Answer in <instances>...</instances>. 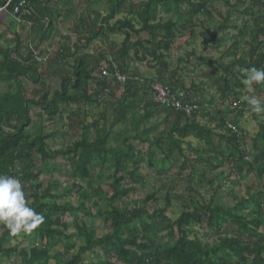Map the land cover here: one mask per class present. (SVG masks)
<instances>
[{
    "label": "trees",
    "instance_id": "1",
    "mask_svg": "<svg viewBox=\"0 0 264 264\" xmlns=\"http://www.w3.org/2000/svg\"><path fill=\"white\" fill-rule=\"evenodd\" d=\"M35 1L28 0L30 5ZM117 1L114 0V3L110 2L109 4V7H112L110 17L119 13L120 6ZM245 1H249L252 6L264 5V0H234V5L238 6ZM6 2L7 0H0V7ZM17 2L18 0H11L7 8L10 15ZM223 2L228 5L226 0H223ZM210 4L208 0H144L137 5H132L131 7L135 9L133 20L117 21L109 29L101 27L99 32L93 36L94 38L91 37L83 46L75 45L73 50L67 49L63 54L61 52L56 54L65 66L68 61L72 63L70 70L65 71V68H63L60 71L62 76L59 89L51 97L47 93L43 94L37 102L27 99L19 84V79L23 77L31 82H36L38 78L35 69L36 64L32 61V53L28 49L29 47L22 45L15 38V49L0 51L2 58L0 75L5 81L12 80L17 83L19 89L15 94L4 96L2 104L0 103V114L4 115L6 125H9L8 123L12 117L17 118L18 123L17 126H12V134L3 133L0 130V174L19 179L24 191H27L25 185L30 184L38 175L33 166V158L39 159L43 166L65 159L69 167L68 180L72 183L82 182L86 184L81 196L83 202H80L76 207L69 203L61 205L54 201L51 202L49 200L55 197L48 190L40 192L39 186L30 185L28 188L32 199L30 206L44 216L43 224L32 234L41 239L45 238L48 247L57 238L69 239L67 224L63 222V218L72 212H79L93 220L102 216L103 222L107 225L108 232L105 236L100 240H94V234L91 230L85 225L77 224L75 228L80 231L86 242L85 246L80 248L75 255L68 254V259L62 260L61 264H80V255L93 248L97 249V254L95 253L98 260L97 264H264V198L259 195L253 194L250 199L239 200L238 207L240 211L247 208L245 205L252 206L251 210L245 215L241 214L239 210L232 212L229 209L222 208L220 205L215 204L213 197H210L208 201H198L196 198L197 200L191 199L188 202L189 207H184L175 221H170L165 216L172 205L169 192L164 197V207L151 212L148 211L147 205L149 202H156L154 195L146 196L140 205L133 208L119 207L111 203L117 198L128 195L133 186L141 182L136 175V169L142 163V160L138 158L134 148L126 146V141L129 138L122 140V145H125V148L111 147L108 145L109 136L106 128L97 129V122L89 126L95 130L93 140H90L88 134H85L87 132L86 128L79 141L58 150H50L46 144L47 140L53 138V134L39 131L29 138L22 136L26 128L25 125L29 124L30 121L27 116L30 105L38 106L48 120H54L59 115L61 107L78 106L80 103H93L92 97L87 93L88 83L95 81L96 84L100 85V90L109 88L108 85L111 82L103 77L101 72L105 69L107 71L112 70L113 64L121 70L125 64V57L130 50L133 51L135 59L140 62L145 60L144 55L151 57L159 68H162V71L166 73L168 64L165 62V55L169 53V49L175 40L179 38L182 31L192 30L194 27L193 20L199 19L201 16L203 19L210 16L211 11H208L207 8ZM183 6H187L188 10H182L181 7ZM35 10L33 8L32 15L26 18V21L31 22L32 25L35 23V13H37ZM161 14L166 16L167 19L163 20ZM169 15H171L170 18H168ZM262 21L263 26L255 29L254 34L256 36L264 35V18ZM132 22L136 23V29ZM13 23L17 25L16 21ZM43 32L40 45L50 35L49 29ZM107 32L110 34L118 32L123 37L119 50L112 57L113 63L105 62L103 68L97 66L92 69L88 68L86 59L79 56V53L85 50L91 44L90 42L97 37H103ZM144 33L154 43L158 38H161L154 45V48L163 51V53L160 52L157 55L156 50L150 48L143 50L144 55L139 56L138 48H142V45L147 41L142 42V44L138 41L130 43V40L131 37L138 38ZM77 41L80 42V39ZM258 43H261V52L253 45L249 50L248 59H241L236 63L232 62V64L224 66L225 71L233 79L235 75L244 74L237 70V66L242 69L253 67L264 69V42L258 40ZM22 49H27V57L24 59L19 54ZM99 57L104 62V58ZM234 73L236 74L234 75ZM153 81L156 80H148V82ZM157 81L162 84L160 77ZM122 88L123 92L115 106V114H118L115 116L117 121L124 118L129 98L141 102L140 90L148 91L147 86L134 85L130 80ZM259 89H262V86H259ZM229 93L230 91L226 92V95ZM222 97H225L224 92H222ZM149 106L153 109L162 108L151 103H149ZM166 111L175 114L172 111ZM20 118H22V121ZM183 119L179 114L174 116L170 131L166 136V151H162V156H165V159L170 158L174 153H179L181 151L180 145L189 137L193 135L196 137L202 136L203 132L195 122L183 125ZM254 121L258 125V132L252 141V149L256 151L253 160L248 162L243 159L244 157L241 156L238 150L237 136L229 133L225 138L229 147V154L225 161L229 165L235 163L238 172L252 173L256 178L263 180L264 184V121L257 119L255 116ZM157 143L161 147V141L158 140ZM153 158L154 155L148 153L147 165L149 169L155 167ZM165 161L168 160H163V162ZM202 161L206 162V160ZM207 163L209 164L210 160H207ZM96 164L101 166L109 164L112 170L113 183L109 186L111 196L105 200L107 207L102 212L96 210V203H92L89 208L84 204H89L92 199L101 198L102 196L101 190L93 183V170ZM14 167H17V170H14ZM179 169L182 171L189 169L187 175L192 181V174L197 172L198 167L193 162H188V164L180 166ZM124 182H126L125 187L122 186ZM178 200L179 198H177ZM226 224L231 225L236 230L237 237H220L219 240L211 244L203 243L197 238H189L188 228L193 225H203L208 229L219 232L220 226ZM2 230L3 232L0 235V263L3 259H9L12 254L18 251L15 248L4 247L5 240L13 235L6 227H3ZM163 237H166L167 241L160 245ZM17 254L22 264L46 263L50 260L47 248L23 249L18 251Z\"/></svg>",
    "mask_w": 264,
    "mask_h": 264
},
{
    "label": "rangeland",
    "instance_id": "2",
    "mask_svg": "<svg viewBox=\"0 0 264 264\" xmlns=\"http://www.w3.org/2000/svg\"><path fill=\"white\" fill-rule=\"evenodd\" d=\"M226 1L228 5L224 4L223 0H208L211 3L207 7L208 11H211L210 16L204 17V19L201 16L199 19L193 20V28L197 29L196 31L200 34L199 41L202 43L201 47L195 48V51L197 54L200 52L202 56L208 55L207 59L202 57L201 64L196 62L198 69L201 67L207 76L214 73L217 76L221 74L220 78L225 86L221 85L219 91H214L211 94L207 93L208 96H215L211 99V105L216 111L205 113L209 108L202 106V112H199V114L191 118H184L182 116L184 118L183 125L195 122L203 133L201 137L193 135L183 141L180 145L181 151L179 153H174L167 159H165V156H162V151L167 146L166 136L170 131L175 114L167 113L162 108L153 109L150 107L149 92L140 90L139 96L141 95L142 101H133L129 98L124 118L117 121L115 116L118 114H115V106L123 92V88L109 83L110 95L108 99L104 103H98L96 97L101 87L99 88L100 85L96 84L95 81L88 83L87 90L88 95L92 97L93 103H80L78 106L61 107L59 115L54 120H48L38 106L30 105L27 110L30 125H25L26 128L22 136L29 138L39 131L54 134L52 139L46 141V144L48 149L58 150L79 141L80 136H82L83 132L85 133L86 128L87 132L85 134H88V138L93 140L95 130L89 126L97 122V129L106 128L109 136V146L114 148L131 146L134 148V152L137 153L138 158L142 160V163L136 169V175L140 178L141 182L133 186L132 191L128 195L110 202L115 206L133 208L140 205L146 196L154 195L156 202H149L147 205L148 211L151 212L164 207V197L169 192L172 205L167 210L165 216L170 221H175L182 209L189 207L188 202L191 199L208 201L210 197H213L215 204L234 212L239 210L238 202L240 199H250L253 194L264 198L263 180L256 178L252 173H246V171L238 172L235 163L229 165L225 161L229 154V147L226 144L225 138L229 133L237 136L238 150L241 156L244 157L243 159L248 162L253 160L256 151L252 149V141L258 132V125L254 121V116L264 121V114H250L247 102L243 101L241 97L247 94L264 100V83H254L252 86L253 90L249 92L242 83L244 78L242 76L244 74L235 75L236 73H234L235 77L233 79L224 69L228 64H232V62L236 63L241 59H248L249 50L253 45L261 52L262 46H260L261 43H258V40L264 42V35L256 36L254 33L256 28L263 26L264 5L252 6L249 1H245L236 6L234 5V0ZM181 8L182 10H188L187 6ZM31 9H33L32 6ZM7 14H9L8 11L0 12V19L4 20L1 16ZM161 17L163 20L167 19L162 14ZM170 17L171 15L168 16V18ZM133 18L134 15L131 16V20ZM199 21L200 23H198ZM25 29L28 30L27 27ZM215 32H218L217 35L213 34ZM198 34H195L194 37L197 38ZM10 36V34L5 33V29L0 27V48L4 49L12 46V49H15L16 39ZM120 40L123 41V37L120 36ZM34 42H37V39H34L31 45ZM78 43L81 44V42ZM203 49L208 52L204 53ZM34 50L36 51V49ZM88 51L91 52L92 48H88L87 53ZM80 53L83 54V51ZM174 55L172 54L173 57H175ZM176 55L181 56L180 53H176ZM38 56L41 58L46 57L42 54H38ZM98 56H102L104 60L106 59V54L100 53ZM186 59L188 58L186 57ZM1 60L0 56V62ZM194 60L195 56L193 62ZM32 61L36 64L35 69L38 78L45 76L42 87L41 84H38V81L29 84V80L24 77L20 78L19 81L24 84V88L21 87L24 96L30 97L32 101L37 102L43 94L47 93L51 97L59 89L62 75L53 78L50 76V71L53 69L49 67L47 61L44 63H37L33 59ZM71 64L69 61L66 62L65 71L67 69L70 70ZM140 64L138 66H141L143 72H145L146 65ZM171 64L173 66L174 61ZM138 66L137 68H139ZM129 75L126 76L129 78L133 77ZM189 76L195 78V76L201 75L199 71L190 70ZM211 77L214 76L211 75ZM209 79L214 80L212 78ZM20 82L19 84H21ZM133 84L135 85V83ZM259 86H262V89H259ZM18 90L17 83L12 80L5 81L2 75H0L1 104L4 96L15 94ZM227 90L230 93L226 95ZM222 92L225 94L224 98L222 97ZM189 95H192L191 92ZM96 113L101 116L99 119H96L100 122L93 120ZM3 116L0 114V130L3 133L12 134V126H17L18 124L17 118L12 117L8 123L9 125H6ZM20 120L22 121V118ZM125 138L129 139L126 141V146H123L122 140ZM158 140L159 142L161 141V147L157 143ZM159 148L161 149L159 150ZM148 153L154 155V169L148 168ZM163 160L168 161L163 162ZM202 160H206V162ZM207 160H210L209 164ZM196 161L197 163H195ZM188 162H193L198 167L197 172L192 174V181H190L187 175L189 169L184 171L179 169L180 166L188 164ZM33 166L38 175L30 184L25 185V190H27L25 193L29 205L32 203L30 193L28 192L30 185L39 186L40 192L48 190L55 197L49 200L51 202L54 201L61 205L69 203L74 207L83 202L81 196L86 184L82 182L72 183V181L68 180L69 167L65 159L58 160L48 166H43L39 159L35 157L33 158ZM14 170H17V167H14ZM93 183L101 190L102 196L101 198L92 199L89 204H84L89 208L92 203H96V210L102 212L107 207L105 200L111 196L109 186L113 183L112 170L109 164L105 166H101L100 164L94 165ZM122 186L125 187L126 182ZM127 187L130 188L128 185ZM177 198H179L178 201ZM245 206L247 207L246 209L239 210L243 215L252 208L251 205ZM63 222L67 224L69 239L57 238L48 247L45 238L41 239L32 233H21L14 237H8L5 240L4 247L15 248L18 251L31 248H47L50 260L46 263L38 264H61L62 260L68 259V254L75 255L80 248L85 246V240L81 236L80 231L75 228L77 224L85 225L91 230L94 234V240H100L108 232L107 225L103 222L102 216L93 220L79 212H72L64 216ZM3 227L0 224V235L3 232ZM188 229L190 239L197 238L203 243L208 244L216 242L220 237H237L236 230L229 224L221 225L219 232L208 229L203 225H193ZM166 241V237H163L160 245ZM17 253L12 254L9 259H3L0 264H22ZM95 253L97 254L96 248L86 250L80 255V264H97L98 260Z\"/></svg>",
    "mask_w": 264,
    "mask_h": 264
},
{
    "label": "crops",
    "instance_id": "3",
    "mask_svg": "<svg viewBox=\"0 0 264 264\" xmlns=\"http://www.w3.org/2000/svg\"><path fill=\"white\" fill-rule=\"evenodd\" d=\"M143 1L144 0H118L117 2L120 6L119 13L110 17L109 14L112 7H109V4L110 2L114 3V0H36L31 5L37 12L35 13L36 17L34 18L35 23L32 25L30 22L28 25H25L26 27L28 26V30L25 29L23 24L15 25L13 23L15 21L10 13L1 16L4 20L0 19V27L5 29V33L10 34V37L13 39L18 38L22 45H27V47H29L28 49L35 47L33 49H36L38 54L46 56L48 62L47 64H49V67L53 69L50 71V76L53 78L56 76L57 78L61 75L60 71L65 68V65L64 62L57 58L56 54L60 52L63 54V52L67 49L73 50L75 45L83 46L87 43V40H90L91 37L94 38L93 36L99 32L101 26H103L102 28L104 29H109L117 21L131 20V14L135 15V9L131 6L137 5ZM132 25H134L135 29L137 28L135 22H132ZM47 29L50 30V35L48 39L40 45V39L44 33L43 31H47ZM196 30V28H192V30H184L181 32L179 38L175 40L174 44L168 51L169 53L165 55V62L168 64V71L166 73L162 71V68H159L158 64L155 63L151 57L145 56L143 52V50H148L150 48L155 49L154 45H156L157 41L161 38H158V40L154 43L145 33L141 34L138 38L131 37L130 43H135L136 41L142 43L147 41L150 45L144 43L142 48H138L139 56L141 57L144 55L145 57V60L142 61L143 63L136 60L133 55V51L130 50L128 55L125 57V64L123 66L121 65L122 68L120 72L125 75H129L131 72L129 76H137L147 81H157L160 77L161 82L165 87L185 91L191 99L195 100L200 105V112H202V106H207V108H209L205 111V113L216 111V109L211 105V99L215 96H208L207 93L211 94L214 91H219L220 86L224 84L220 78L221 74L217 76L214 73L208 74L207 76L205 72L202 71L201 67L198 69L197 63L202 62L201 59L204 57L207 59L208 55L202 56L200 55V52L197 54L195 51V48L201 47L202 45L199 41L200 34H198V31ZM114 33L110 34L107 32L103 37H97L90 42L91 44L85 50H82L83 54H79V56L86 59L88 68L92 69L95 66L101 68L105 66V62L113 63L112 57L119 50V46L122 42V40H120V36L122 37L121 33ZM15 34H17L16 36L18 37H16ZM195 34H198L199 36L195 38ZM213 34L216 35V32ZM34 39H37V42H34L32 47L31 43ZM78 39H80L81 44L77 42ZM88 48H92V51H88L87 53ZM13 49L12 46H9L4 49L0 48V51L4 52L6 50ZM202 51L204 53L208 52L204 49ZM156 52L157 55L160 52L163 53L161 50H156ZM19 53L23 59L27 57V49H22ZM100 53L106 54L104 62L101 61L98 56ZM176 53H180L181 56L176 55ZM172 54H175V57H173ZM194 56L195 63L193 62ZM186 57L188 59H186ZM173 61L174 64L172 66L171 63ZM138 64L146 65L145 72H143L142 67L138 66ZM113 65L115 66V64ZM137 66L139 68H137ZM190 70L199 71L201 76L191 78L189 76ZM211 75L214 77H211ZM44 78L45 76L37 78L36 80L38 81V84H41V87L42 83L45 81L43 80ZM209 78L214 80H210ZM28 83L32 84L30 81H28ZM20 85L24 88L23 83ZM189 91L192 94L191 96L189 95ZM147 92H149V90ZM26 98L31 100L30 97ZM100 117L101 116L96 113L93 120H96L97 118L99 119Z\"/></svg>",
    "mask_w": 264,
    "mask_h": 264
},
{
    "label": "clouds",
    "instance_id": "4",
    "mask_svg": "<svg viewBox=\"0 0 264 264\" xmlns=\"http://www.w3.org/2000/svg\"><path fill=\"white\" fill-rule=\"evenodd\" d=\"M237 70L244 73L242 83L247 91L253 90V84L264 83V69L251 68ZM250 114H264V100L257 96L243 95ZM44 222V216L31 207L19 179L0 174V224L7 228L11 235L31 234Z\"/></svg>",
    "mask_w": 264,
    "mask_h": 264
},
{
    "label": "built area",
    "instance_id": "5",
    "mask_svg": "<svg viewBox=\"0 0 264 264\" xmlns=\"http://www.w3.org/2000/svg\"><path fill=\"white\" fill-rule=\"evenodd\" d=\"M10 2L11 0H7V2L0 7V12L7 11ZM11 15L17 24L28 25L29 22L26 21V18H29L32 15L31 5L28 0H18L17 4L12 9ZM29 50L32 53V59L35 62L44 63L47 61L46 57H39L38 53L33 48H30ZM101 74L115 86L123 87L129 80L137 85L147 86L149 90L150 102L152 104L172 111L175 114H179L184 118H191L200 112V105L181 89L165 87L160 82H148L147 80L139 77L129 78L125 74H122L116 66H113L110 71L105 69L101 72ZM109 90V88H103L100 90L96 100L99 103H104L109 97Z\"/></svg>",
    "mask_w": 264,
    "mask_h": 264
}]
</instances>
